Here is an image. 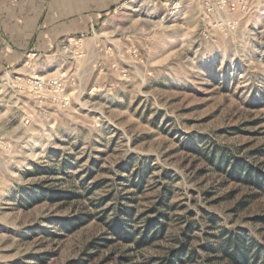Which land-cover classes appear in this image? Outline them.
<instances>
[{
  "label": "rangeland",
  "instance_id": "1",
  "mask_svg": "<svg viewBox=\"0 0 264 264\" xmlns=\"http://www.w3.org/2000/svg\"><path fill=\"white\" fill-rule=\"evenodd\" d=\"M222 153L264 175V0L124 1L0 80V264H161L185 236L187 264H227L235 232L264 252V187Z\"/></svg>",
  "mask_w": 264,
  "mask_h": 264
},
{
  "label": "crops",
  "instance_id": "2",
  "mask_svg": "<svg viewBox=\"0 0 264 264\" xmlns=\"http://www.w3.org/2000/svg\"><path fill=\"white\" fill-rule=\"evenodd\" d=\"M127 0H0V80L19 71L29 53L52 52L60 41L98 25Z\"/></svg>",
  "mask_w": 264,
  "mask_h": 264
},
{
  "label": "trees",
  "instance_id": "3",
  "mask_svg": "<svg viewBox=\"0 0 264 264\" xmlns=\"http://www.w3.org/2000/svg\"><path fill=\"white\" fill-rule=\"evenodd\" d=\"M217 162L221 167L229 168L230 176L237 182L254 184L259 188L264 187V175L250 167L245 160L230 158L226 153H222ZM49 195L51 198H54L55 195L63 198L65 196L53 192H49ZM123 217L125 218L124 221L115 222L113 232L120 239L130 242L133 237L129 233L126 218H130L131 215L126 213L121 218ZM163 219H165V216L159 215L155 220L149 222L146 232L137 242L139 248L150 245L161 238L166 230ZM188 239L189 237L185 236V239L180 241V245L163 258L161 264H187V257L190 254ZM213 251L218 252L216 249H213ZM221 254L227 264H264V252L254 246L243 232L226 234L221 246Z\"/></svg>",
  "mask_w": 264,
  "mask_h": 264
},
{
  "label": "built area",
  "instance_id": "4",
  "mask_svg": "<svg viewBox=\"0 0 264 264\" xmlns=\"http://www.w3.org/2000/svg\"><path fill=\"white\" fill-rule=\"evenodd\" d=\"M18 0H14L16 3ZM224 3L227 0H222ZM25 87L35 94L42 95L45 92L60 95L64 92V83L61 79L30 78Z\"/></svg>",
  "mask_w": 264,
  "mask_h": 264
}]
</instances>
